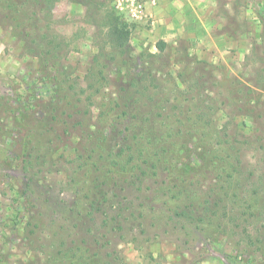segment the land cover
Returning <instances> with one entry per match:
<instances>
[{
	"label": "rangeland",
	"instance_id": "1",
	"mask_svg": "<svg viewBox=\"0 0 264 264\" xmlns=\"http://www.w3.org/2000/svg\"><path fill=\"white\" fill-rule=\"evenodd\" d=\"M72 1L82 12L26 9L24 41L0 7V264H264L261 0H217L234 43L221 56L138 35L151 20L115 0ZM124 24L121 51L110 31ZM193 121L237 156L234 189L197 159Z\"/></svg>",
	"mask_w": 264,
	"mask_h": 264
},
{
	"label": "crops",
	"instance_id": "2",
	"mask_svg": "<svg viewBox=\"0 0 264 264\" xmlns=\"http://www.w3.org/2000/svg\"><path fill=\"white\" fill-rule=\"evenodd\" d=\"M66 1L65 9L70 13L78 9L82 12L84 9V5L79 1ZM145 3L146 13L153 29L146 31L140 26L135 27L138 35L158 36L159 40L165 42L183 36L197 37L201 43H206L208 48L206 51L211 52L212 56H221L222 53L232 49V45L234 46L233 33L230 35L217 31L215 23L218 17L214 13L218 8L217 0H145ZM257 6L260 10L257 18L261 20L264 18V0H261ZM3 33L0 29V72L5 68L8 58L6 51L9 50L8 39L2 37Z\"/></svg>",
	"mask_w": 264,
	"mask_h": 264
},
{
	"label": "trees",
	"instance_id": "3",
	"mask_svg": "<svg viewBox=\"0 0 264 264\" xmlns=\"http://www.w3.org/2000/svg\"><path fill=\"white\" fill-rule=\"evenodd\" d=\"M51 0H0V7L2 10H6L8 12L9 16V26L18 30V33L20 35L19 40L24 41L25 38L29 36L28 29H30V24L28 21H30L31 17L28 18L25 11L26 9L30 8L32 5L39 6L40 10H44L45 8L49 7ZM50 3V4H48ZM26 7V8H25ZM27 32L25 33V31ZM110 36L112 37V42L114 47L118 48L121 51H125L126 48H128V42L130 37V29L128 25H113ZM47 43L46 45H48ZM165 47V43L159 41L157 42L156 48L161 51ZM50 49H47V53H50ZM111 109V108H110ZM126 114V113H125ZM193 126L197 127L196 134L199 139V146H196L195 154L197 155V159L199 160H206L208 157L210 161H215L218 163V177L222 180H225V184L228 186H231L230 189L235 188V182H236V172L238 169V160L237 156H234L233 153L230 152V150H224L221 146V143L219 141H216V143H211L210 138L211 134L209 130H207L205 127H201L199 125V122L193 121ZM200 126V127H199ZM141 134H148L146 129L144 128H138ZM141 135L140 137H143ZM135 138H138L137 134L135 135ZM211 144V145H210ZM209 146V147H205ZM224 177H222V175ZM236 195V194H233ZM233 202L238 203L237 208L243 209L242 204L244 202H239L238 200H233ZM252 203V202H251ZM250 204L249 211H253V206ZM255 212V211H253ZM249 237V235H248ZM259 243L258 248H263V245H260ZM228 259V258H227Z\"/></svg>",
	"mask_w": 264,
	"mask_h": 264
},
{
	"label": "built area",
	"instance_id": "4",
	"mask_svg": "<svg viewBox=\"0 0 264 264\" xmlns=\"http://www.w3.org/2000/svg\"><path fill=\"white\" fill-rule=\"evenodd\" d=\"M114 8L131 23H141L149 18L145 0H115Z\"/></svg>",
	"mask_w": 264,
	"mask_h": 264
}]
</instances>
